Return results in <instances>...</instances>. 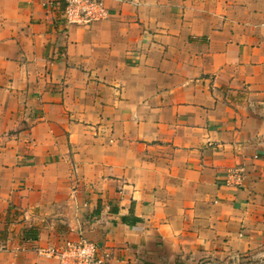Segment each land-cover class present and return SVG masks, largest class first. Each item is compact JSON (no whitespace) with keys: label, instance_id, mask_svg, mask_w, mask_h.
<instances>
[{"label":"crops","instance_id":"crops-1","mask_svg":"<svg viewBox=\"0 0 264 264\" xmlns=\"http://www.w3.org/2000/svg\"><path fill=\"white\" fill-rule=\"evenodd\" d=\"M62 4L0 0V264H264V0Z\"/></svg>","mask_w":264,"mask_h":264},{"label":"built area","instance_id":"built-area-1","mask_svg":"<svg viewBox=\"0 0 264 264\" xmlns=\"http://www.w3.org/2000/svg\"><path fill=\"white\" fill-rule=\"evenodd\" d=\"M103 0H63L60 22L63 25L90 26L107 17ZM59 22V20H58ZM243 169L229 171L226 174L227 185L240 187ZM45 255L58 261L59 264H105V258L97 254L93 242L80 239L67 242L60 248L42 251Z\"/></svg>","mask_w":264,"mask_h":264},{"label":"rangeland","instance_id":"rangeland-1","mask_svg":"<svg viewBox=\"0 0 264 264\" xmlns=\"http://www.w3.org/2000/svg\"><path fill=\"white\" fill-rule=\"evenodd\" d=\"M232 260H234V259H232Z\"/></svg>","mask_w":264,"mask_h":264}]
</instances>
